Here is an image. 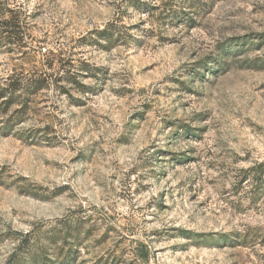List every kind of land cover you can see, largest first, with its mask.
Returning a JSON list of instances; mask_svg holds the SVG:
<instances>
[{
	"label": "rangeland",
	"instance_id": "1",
	"mask_svg": "<svg viewBox=\"0 0 264 264\" xmlns=\"http://www.w3.org/2000/svg\"><path fill=\"white\" fill-rule=\"evenodd\" d=\"M4 21L0 264H264V0H0Z\"/></svg>",
	"mask_w": 264,
	"mask_h": 264
},
{
	"label": "trees",
	"instance_id": "2",
	"mask_svg": "<svg viewBox=\"0 0 264 264\" xmlns=\"http://www.w3.org/2000/svg\"><path fill=\"white\" fill-rule=\"evenodd\" d=\"M2 24H4V25H0V26H4V27L8 28V30H5L4 32H9L10 38L13 37L14 35L16 36V35H19L21 33V32H18L19 30H14L13 26L10 25L11 23L9 21H4V22H2ZM10 43H13V42H10ZM43 75H44V72H36L34 74V78L32 79V81H34V82H32L30 84L31 86H28V89L33 90V92L45 89V87L47 86V82L45 79L41 78V76H43ZM64 233H65L64 234V240L70 238V239H73L76 241L77 236L79 235L77 228L70 229L69 227H67ZM52 237L54 238V236H50L49 239H52ZM58 237L59 238H56L54 240L61 239L60 237H62V236L59 235ZM73 250H75V249L72 246V248H69V250L67 251L65 256L63 258H61V261H58V262H55V260H52V258L49 256H46L47 257L45 259L46 261L42 260V262H41L39 256H32L31 261L28 264H74V262L76 260V255L74 254ZM29 252L30 251H27L25 253L29 254ZM43 252H44V250H43ZM14 259L15 258L13 257L12 260H14ZM12 260H11V262L10 261L9 262L12 263L13 262ZM15 261L20 262L22 260H15ZM10 263H8V264H10Z\"/></svg>",
	"mask_w": 264,
	"mask_h": 264
},
{
	"label": "built area",
	"instance_id": "3",
	"mask_svg": "<svg viewBox=\"0 0 264 264\" xmlns=\"http://www.w3.org/2000/svg\"><path fill=\"white\" fill-rule=\"evenodd\" d=\"M43 51H46V48H43Z\"/></svg>",
	"mask_w": 264,
	"mask_h": 264
}]
</instances>
